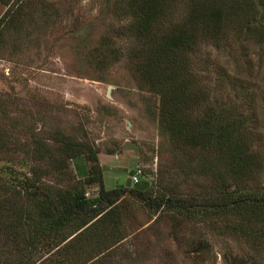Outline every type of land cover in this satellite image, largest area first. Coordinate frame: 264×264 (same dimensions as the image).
Listing matches in <instances>:
<instances>
[{"label":"trees","instance_id":"obj_1","mask_svg":"<svg viewBox=\"0 0 264 264\" xmlns=\"http://www.w3.org/2000/svg\"><path fill=\"white\" fill-rule=\"evenodd\" d=\"M27 1L5 0L0 26L12 25L22 33L15 23L22 25ZM124 1L130 18L122 31L130 39L127 58L146 88L159 97L157 123L171 151L182 152L178 165L193 181L209 178L211 192L185 191L179 182L155 190L144 178L131 186L105 187L90 144L60 129L32 135L27 156L0 154V264L96 263L126 236L120 231L118 206L125 193L155 212H167L164 216L181 212L188 219H210V226L246 235L251 248L264 253V192L247 185L263 161L254 147L258 130L247 122L256 94L240 76L237 58V45L243 41L264 44L259 24L264 0ZM207 46L227 54L236 66L227 60L219 63ZM117 51L101 37L99 45L84 53L93 60L111 54L117 58ZM6 145L0 136V150ZM81 155L92 163L85 171L78 166L81 176L75 177L69 160ZM96 183L98 192L87 194L86 187ZM200 186L206 191L205 183ZM236 256L235 263L247 264Z\"/></svg>","mask_w":264,"mask_h":264},{"label":"rangeland","instance_id":"obj_2","mask_svg":"<svg viewBox=\"0 0 264 264\" xmlns=\"http://www.w3.org/2000/svg\"><path fill=\"white\" fill-rule=\"evenodd\" d=\"M125 4L124 0H29L23 5L28 13L20 16L22 25L15 23L22 33L12 25L0 26V136L7 143L0 154L27 156L32 135L47 136L60 129L96 149L105 187L131 186V174L140 168L138 180L151 181L155 190L179 182L185 191L207 194L209 178L193 181L178 165L182 152L171 151L157 123L159 97L146 88L127 58L130 39L122 31H127L130 18ZM7 6L0 0V17ZM101 37L120 56L88 59L84 52L99 45ZM237 47H241L240 76L251 82L256 94L254 114L247 122L258 130L254 147L263 160L247 185L264 192V44L243 41ZM206 51L219 63L227 60L230 67L236 66L212 46ZM5 160L2 157L1 162ZM69 162L75 177L81 176L78 166L84 165L85 171L92 163L84 155ZM203 183L206 191L200 189ZM86 191L96 194L98 184L88 185ZM118 204L120 231L126 236L106 257L95 256L94 264H240L233 260L236 255L247 264H264V253L251 248L248 236L222 233L218 225L210 226V219H188L172 211L174 215L164 216L167 212H155L129 193ZM58 256L53 254L48 261Z\"/></svg>","mask_w":264,"mask_h":264},{"label":"built area","instance_id":"obj_3","mask_svg":"<svg viewBox=\"0 0 264 264\" xmlns=\"http://www.w3.org/2000/svg\"><path fill=\"white\" fill-rule=\"evenodd\" d=\"M138 173H140V168H138L133 174H131L132 182L138 181Z\"/></svg>","mask_w":264,"mask_h":264}]
</instances>
